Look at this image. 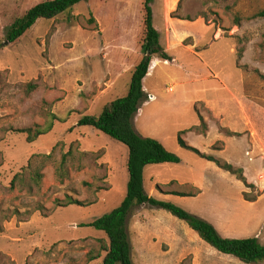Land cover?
Listing matches in <instances>:
<instances>
[{"label":"rangeland","instance_id":"374dc122","mask_svg":"<svg viewBox=\"0 0 264 264\" xmlns=\"http://www.w3.org/2000/svg\"><path fill=\"white\" fill-rule=\"evenodd\" d=\"M46 1L0 0V264H101L106 236L81 225L123 200L128 152L76 123L127 95L142 59L144 0H89L8 43L7 28ZM152 12L164 49L194 40L196 48H188L191 58L172 51L151 79L155 101L141 108L138 132L179 163L146 166L144 190L225 238L264 245V0H154ZM192 52L208 62L198 83L186 65L196 61ZM206 100L218 104L211 110ZM37 128L50 130L32 142L20 132ZM179 136L207 157L247 166L256 179L246 187L208 166ZM69 197L79 204L67 205ZM126 228L132 264H243L149 205L133 206Z\"/></svg>","mask_w":264,"mask_h":264},{"label":"trees","instance_id":"16d2710c","mask_svg":"<svg viewBox=\"0 0 264 264\" xmlns=\"http://www.w3.org/2000/svg\"><path fill=\"white\" fill-rule=\"evenodd\" d=\"M87 1L89 0H49L39 3L7 28L5 40L8 43H14L30 30L38 20L54 19L58 15L71 11L76 5ZM153 3L154 0L143 1L144 38L141 48L142 59L132 70L127 95L104 106L98 117L82 116L76 123L77 127H91L110 139L123 144L128 152L126 163L128 181L123 200L108 214L88 224H83L81 227L93 228L106 236L107 241L102 249L104 256L101 259V264H132V249L126 228L127 218L133 206L149 205L164 210L176 219L186 223L188 228L194 231L201 241L216 252L231 256L243 264H264V245L256 237L244 239L225 238L208 221L190 214L170 202L157 200L146 194L144 190L143 170L146 166L179 163L177 156L168 152L160 142L140 136L135 131L133 124L138 110L146 102L142 82L152 65V58L162 61L171 60L160 43L159 32L153 25ZM29 87L32 88L30 85ZM49 130V128L45 130L37 128L33 135H31L32 131L30 129L21 130L20 132L26 133L28 142H32L37 137L45 135ZM178 144L181 148L190 150L206 161L214 163L220 170L235 176L247 187L242 169H235L225 161L221 162L201 154L198 150L188 146L180 136L178 137ZM165 195L190 196L181 193H166ZM74 203L79 204L70 198L67 205ZM99 257H92L90 261Z\"/></svg>","mask_w":264,"mask_h":264},{"label":"crops","instance_id":"0c3cea01","mask_svg":"<svg viewBox=\"0 0 264 264\" xmlns=\"http://www.w3.org/2000/svg\"><path fill=\"white\" fill-rule=\"evenodd\" d=\"M194 42V44H193V46L191 45H188V46H186V45H183V43H178L175 47H172V46H168L166 49H164L165 50V52L167 53V55L169 56V58L171 59L172 58V55H171V52L172 51H174V50H176V49H178L179 51H180V53H182V54H185L186 56H189L190 57V55H188L189 54V52H188V48H196V45H195V40L193 41ZM169 44V43H168ZM194 50V49H193ZM193 54H192V56H193V58L194 59H196V61H190L188 64H186L188 67H190V66H193L192 67V74H194V75H196L197 76V78H198V80L196 81L197 83L198 82H200L201 80H200V75L201 74H204L205 73V67L204 66H207V63L208 62H206L205 61V59L203 60L202 58H203V53L202 52H199V53H196V52H192ZM191 58V57H190ZM159 62H160V60L159 59H157V58H152V61H151V63L153 64L152 65V68H150V69H148L150 72H148L147 73V75L145 76V78L143 79V82H142V85H143V91H144V93L145 94H151V95H153L154 96V89H153V81L151 80V79H153L154 78V76H156L157 75V77H158V74H160L161 75V72H159V73H156V70H157V68H158V66H159ZM151 63H150V65H151ZM219 65H220V62H218V64H216V68L219 70ZM135 67V66H134ZM133 67V68H134ZM150 67V66H149ZM133 70V69H132ZM153 70V71H152ZM152 71V72H151ZM196 71V72H195ZM221 75H222V77H224L225 79H228L229 80V78L224 74V71L221 69V71L219 72ZM148 75H150V77H148ZM162 77H165V78H168L169 76H167V74L166 75H164V74H162ZM189 79H190V77L189 76H187ZM185 78L184 77H181V80L183 81ZM192 85H193V83H192ZM183 86V85H182ZM167 89V88H166ZM166 89H165V91H166ZM155 97V96H154ZM155 101V100H154ZM153 102V101H152ZM223 102V101H222ZM220 103V102H219ZM148 104H149V102H145L142 106H141V108L142 107H146V106H148ZM202 104H205L206 106H209V108H211V110H213L214 109V107L216 106L215 104H218V103H216V102H213V101H211V100H206L204 103H202ZM139 109L138 110V112H137V114H136V116H135V119H134V129H135V131L139 134V132H138V124H142V120H141V122H140V119H142L144 116H143V112H142V109ZM193 127H196V125H194V126H192V127H190V129L191 128H193ZM190 129H189V131H190ZM192 132V131H191ZM194 135H197V136H199V137H208V135L206 136L205 134H196V133H194V132H192ZM140 135V134H139ZM141 136V135H140ZM142 137H144V136H142ZM183 140V139H182ZM184 141V140H183ZM185 142V141H184ZM186 143V142H185ZM189 146V145H188ZM191 147V146H190ZM192 148H194V147H192ZM195 149V148H194ZM197 150V149H196ZM199 151V150H198ZM200 152V151H199ZM201 153V152H200ZM201 154H205V153H201ZM207 162V164H208V166H212V165H214V163H212V162H209V161H206ZM239 167H241L243 170H244V173H243V176H244V178H245V180H247L248 182H249V180L251 179V180H255L256 179V177L255 176H251L250 174V176L247 174V171H246V169H247V166H243V165H239ZM153 195H155L154 193H151L149 196H151V197H153ZM174 196V195H173ZM154 198V197H153ZM167 202V201H166ZM177 223V222H176ZM178 224V223H177ZM213 225V224H212ZM214 226V225H213ZM179 227H184V228H186L185 226H183V225H181V226H179ZM215 227V226H214ZM216 228V227H215ZM217 229V228H216ZM218 230V229H217ZM188 232H190V231H188ZM219 232V231H218ZM220 233V232H219ZM223 236V235H222ZM224 237V236H223ZM226 237V236H225ZM228 238V237H227Z\"/></svg>","mask_w":264,"mask_h":264},{"label":"built area","instance_id":"2783aa9c","mask_svg":"<svg viewBox=\"0 0 264 264\" xmlns=\"http://www.w3.org/2000/svg\"><path fill=\"white\" fill-rule=\"evenodd\" d=\"M167 61H164L163 63H166ZM155 100V97L151 94H146V101L147 102H152Z\"/></svg>","mask_w":264,"mask_h":264}]
</instances>
